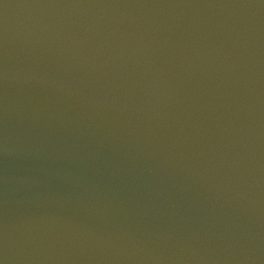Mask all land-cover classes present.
Returning a JSON list of instances; mask_svg holds the SVG:
<instances>
[{"label": "water", "instance_id": "95a60500", "mask_svg": "<svg viewBox=\"0 0 264 264\" xmlns=\"http://www.w3.org/2000/svg\"><path fill=\"white\" fill-rule=\"evenodd\" d=\"M3 264H264V0H0Z\"/></svg>", "mask_w": 264, "mask_h": 264}, {"label": "snow or ice", "instance_id": "6c2138e0", "mask_svg": "<svg viewBox=\"0 0 264 264\" xmlns=\"http://www.w3.org/2000/svg\"><path fill=\"white\" fill-rule=\"evenodd\" d=\"M0 264H3V262H2V261H0Z\"/></svg>", "mask_w": 264, "mask_h": 264}]
</instances>
